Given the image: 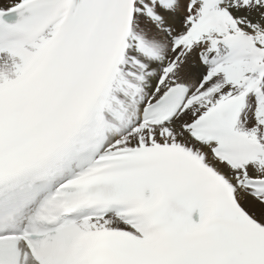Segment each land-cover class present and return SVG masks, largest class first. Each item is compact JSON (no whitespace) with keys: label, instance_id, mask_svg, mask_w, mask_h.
<instances>
[{"label":"snow or ice","instance_id":"obj_1","mask_svg":"<svg viewBox=\"0 0 264 264\" xmlns=\"http://www.w3.org/2000/svg\"><path fill=\"white\" fill-rule=\"evenodd\" d=\"M0 264H264V0H0Z\"/></svg>","mask_w":264,"mask_h":264}]
</instances>
